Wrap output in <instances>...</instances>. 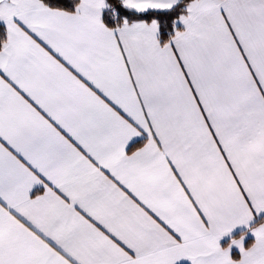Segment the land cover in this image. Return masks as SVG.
<instances>
[{
	"label": "snow or ice",
	"instance_id": "snow-or-ice-1",
	"mask_svg": "<svg viewBox=\"0 0 264 264\" xmlns=\"http://www.w3.org/2000/svg\"><path fill=\"white\" fill-rule=\"evenodd\" d=\"M0 264H264V0H0Z\"/></svg>",
	"mask_w": 264,
	"mask_h": 264
}]
</instances>
